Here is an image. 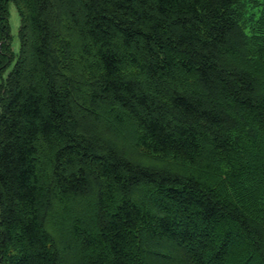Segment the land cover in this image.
<instances>
[{
	"label": "trees",
	"instance_id": "obj_1",
	"mask_svg": "<svg viewBox=\"0 0 264 264\" xmlns=\"http://www.w3.org/2000/svg\"><path fill=\"white\" fill-rule=\"evenodd\" d=\"M0 264H264V0H0Z\"/></svg>",
	"mask_w": 264,
	"mask_h": 264
},
{
	"label": "rangeland",
	"instance_id": "obj_2",
	"mask_svg": "<svg viewBox=\"0 0 264 264\" xmlns=\"http://www.w3.org/2000/svg\"><path fill=\"white\" fill-rule=\"evenodd\" d=\"M9 28H10V35H11V46L12 49L16 52L18 48V37H17V30L20 24L19 16L16 11L15 5L13 3L9 4ZM10 69L8 66L7 70Z\"/></svg>",
	"mask_w": 264,
	"mask_h": 264
}]
</instances>
